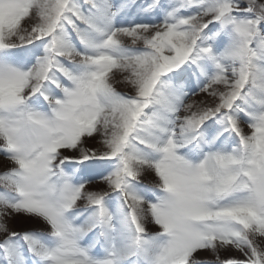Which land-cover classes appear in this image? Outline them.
<instances>
[{
	"label": "snow or ice",
	"instance_id": "1",
	"mask_svg": "<svg viewBox=\"0 0 264 264\" xmlns=\"http://www.w3.org/2000/svg\"><path fill=\"white\" fill-rule=\"evenodd\" d=\"M0 154V264H264V0H0Z\"/></svg>",
	"mask_w": 264,
	"mask_h": 264
},
{
	"label": "rangeland",
	"instance_id": "2",
	"mask_svg": "<svg viewBox=\"0 0 264 264\" xmlns=\"http://www.w3.org/2000/svg\"><path fill=\"white\" fill-rule=\"evenodd\" d=\"M114 86L117 91L119 92H124V93H130V88L123 84L121 82V77L119 74L114 78ZM197 99H202L203 97H196ZM245 131L247 132V126L244 125ZM92 143V142H90ZM11 167V164L4 158L2 154H0V172L4 171L6 168ZM153 179L151 175L146 177V180ZM82 206V202H81ZM9 229L11 231H25V230H36V231H41V230H47V225L40 220L39 218L36 217H31V216H26L23 214L20 215H14L10 220H9ZM149 230L153 231L155 230V227L152 225H149ZM0 239H3L2 236H0ZM222 256H227V255H238L234 250H228L227 252L221 253ZM201 258H211L210 255L206 252H202L199 254Z\"/></svg>",
	"mask_w": 264,
	"mask_h": 264
}]
</instances>
